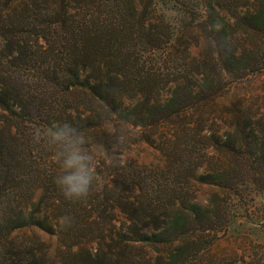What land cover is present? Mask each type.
Instances as JSON below:
<instances>
[{
  "label": "trees",
  "instance_id": "trees-1",
  "mask_svg": "<svg viewBox=\"0 0 264 264\" xmlns=\"http://www.w3.org/2000/svg\"><path fill=\"white\" fill-rule=\"evenodd\" d=\"M261 76L264 0H0V264H222L230 198L264 193ZM65 121L97 153L80 200ZM112 132L156 162L107 164Z\"/></svg>",
  "mask_w": 264,
  "mask_h": 264
},
{
  "label": "rangeland",
  "instance_id": "rangeland-1",
  "mask_svg": "<svg viewBox=\"0 0 264 264\" xmlns=\"http://www.w3.org/2000/svg\"><path fill=\"white\" fill-rule=\"evenodd\" d=\"M248 86H241L246 89ZM255 90V91H254ZM247 93L246 106L255 105L253 94L264 92V76L253 80ZM256 106V105H255ZM158 150V147H154ZM155 152L142 143L131 146L124 161L132 163L137 172H143V165L155 163ZM229 210L232 215L228 238L216 249L222 264H264V193L252 188L243 189L238 196L230 198ZM21 236V233H17Z\"/></svg>",
  "mask_w": 264,
  "mask_h": 264
},
{
  "label": "clouds",
  "instance_id": "clouds-1",
  "mask_svg": "<svg viewBox=\"0 0 264 264\" xmlns=\"http://www.w3.org/2000/svg\"><path fill=\"white\" fill-rule=\"evenodd\" d=\"M114 142L112 152L105 162L109 165L114 162L124 163L121 153L124 137L112 132ZM39 131L36 138L39 139ZM54 159L60 166L61 172L54 182L62 192L65 199L80 200L86 198L96 179L98 164L97 153L88 146V140L83 131L70 122H54L46 133Z\"/></svg>",
  "mask_w": 264,
  "mask_h": 264
}]
</instances>
